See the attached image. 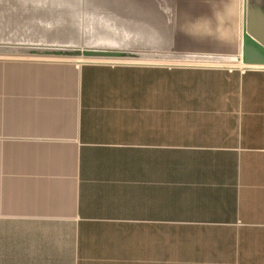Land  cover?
<instances>
[{
  "label": "crops",
  "instance_id": "1",
  "mask_svg": "<svg viewBox=\"0 0 264 264\" xmlns=\"http://www.w3.org/2000/svg\"><path fill=\"white\" fill-rule=\"evenodd\" d=\"M23 44L0 38V264H264V70Z\"/></svg>",
  "mask_w": 264,
  "mask_h": 264
},
{
  "label": "rangeland",
  "instance_id": "2",
  "mask_svg": "<svg viewBox=\"0 0 264 264\" xmlns=\"http://www.w3.org/2000/svg\"><path fill=\"white\" fill-rule=\"evenodd\" d=\"M98 4H91V1L75 0L65 2L66 14L82 12V18L86 21L87 28L82 34H75L73 25L66 29L54 27V11L50 14L52 18L48 21L43 32L33 33V35H21L15 30H10L11 37L25 38V41L41 39L50 45H74L87 46L91 43L99 44L119 43L123 40L125 33H132L137 29V24L144 22L141 16L146 18V35L151 36L152 29L162 32L156 37V44H161L160 56H166L165 61L156 62L146 58L148 65H175V52L179 51L196 53L197 58L188 65L225 67L240 70H264V68H254L244 66L237 58L240 55L241 45V15L243 0H145V12L128 10L120 5L106 4L103 0H92ZM100 2V3H99ZM133 2L143 3V0H133ZM80 4V5H79ZM249 14V28H264V0H247ZM145 8V6H143ZM66 12V13H65ZM68 12V13H67ZM4 10L0 11V38L5 37ZM14 28V22H11ZM94 24V25H93ZM17 27L19 25H16ZM130 29V31H129ZM97 33V34H96ZM9 35V33H6ZM135 38L134 33L130 34ZM6 38V37H5ZM151 38V37H150ZM128 40V39H127ZM136 41L131 44L133 46ZM175 43H177L175 45ZM116 45V44H115ZM149 55V54H146ZM154 56V55H151ZM52 58V57H50ZM54 58V57H53ZM73 62L81 63L91 61L78 57L62 58ZM120 62V60H109ZM125 61L126 60H121ZM105 62V61H104ZM134 62V61H129ZM169 84H162L164 86ZM171 87V85H169ZM146 93H153V89L160 88L158 83L146 82ZM151 89V90H150ZM151 91V92H150ZM157 91V90H156ZM150 96V95H146ZM157 96H151L156 98ZM146 118H153L147 115ZM153 167H173L172 161H152L146 160V168Z\"/></svg>",
  "mask_w": 264,
  "mask_h": 264
},
{
  "label": "water",
  "instance_id": "3",
  "mask_svg": "<svg viewBox=\"0 0 264 264\" xmlns=\"http://www.w3.org/2000/svg\"><path fill=\"white\" fill-rule=\"evenodd\" d=\"M70 0H0V11L4 10L5 24L2 28L5 37L3 39H15L11 37L10 30H15L21 35L31 36L33 33L43 32L47 23L52 18L50 15L53 11L56 14L54 21L52 22L54 27L66 29L68 26L73 25L75 34H82L86 31L87 24L82 18L81 10L79 12H73L66 14L63 17V12L66 11L65 2ZM79 3L83 0H75ZM91 4H98L92 0ZM106 4L120 5L121 8L126 7L128 10H137L145 12L146 2L143 3L133 2V0H103ZM136 1V0H135ZM138 1V0H137ZM100 3V2H99ZM80 5V4H79ZM145 6V8L143 7ZM138 11V10H137ZM66 13V12H65ZM68 13V12H67ZM144 22L137 24V29L132 31L135 38L131 37L130 29L128 33L123 37V40L119 46L113 47V42L108 44H99L102 42L91 43L87 46H74V45H50L46 41L41 39L25 41V38H17L23 41L22 54L32 55L38 57H54V58H66V57H78L87 60H126V59H144L150 55H144L142 53L136 54L126 46L136 43L146 42V40L156 39L155 36H159L162 32L153 29L151 36L146 35V18L141 16ZM15 26L11 28L12 23ZM249 16H248V4L247 0H243L242 15H241V45L240 55L237 58L244 66L264 68V28L256 27L254 30L249 28ZM16 25H19L18 27ZM94 25V24H93ZM9 33V35H6ZM97 34V33H96ZM151 37V38H150ZM128 39V40H127ZM176 45V44H175ZM196 54V53H195ZM191 59H199L204 57H197L194 54H190Z\"/></svg>",
  "mask_w": 264,
  "mask_h": 264
},
{
  "label": "bare ground",
  "instance_id": "4",
  "mask_svg": "<svg viewBox=\"0 0 264 264\" xmlns=\"http://www.w3.org/2000/svg\"><path fill=\"white\" fill-rule=\"evenodd\" d=\"M248 16H249V14H248ZM254 68H256V67H254Z\"/></svg>",
  "mask_w": 264,
  "mask_h": 264
}]
</instances>
